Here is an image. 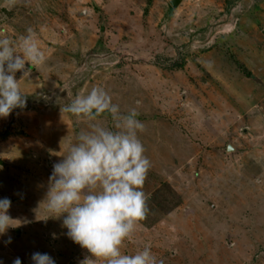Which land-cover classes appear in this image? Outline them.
Returning <instances> with one entry per match:
<instances>
[{
  "label": "rangeland",
  "instance_id": "obj_1",
  "mask_svg": "<svg viewBox=\"0 0 264 264\" xmlns=\"http://www.w3.org/2000/svg\"><path fill=\"white\" fill-rule=\"evenodd\" d=\"M171 1L0 0V38L18 46L32 29L46 57L16 74L26 107L0 118V198L18 220L0 236L3 264L91 255L43 201L53 165L92 123L63 108L96 86L139 113L151 161L148 212L122 251L264 264V0Z\"/></svg>",
  "mask_w": 264,
  "mask_h": 264
},
{
  "label": "clouds",
  "instance_id": "obj_2",
  "mask_svg": "<svg viewBox=\"0 0 264 264\" xmlns=\"http://www.w3.org/2000/svg\"><path fill=\"white\" fill-rule=\"evenodd\" d=\"M45 60L32 29L20 37L18 46L12 39L0 38V118L26 107L17 72L29 77L32 66ZM63 112L92 123L53 165L43 203L53 214L51 218L63 217L67 237L91 254L79 264H98L100 260L104 264H163L150 245L133 254L122 251L148 212L149 197L143 186L151 161L140 139L145 125L138 119L139 113L135 109L122 112L102 86L77 96ZM105 114L111 117V126L99 122ZM11 204L9 198H0V236L18 221L9 215ZM11 242L9 237L6 243ZM31 261L56 264L52 256L40 252L33 253ZM13 264H21V259L17 257Z\"/></svg>",
  "mask_w": 264,
  "mask_h": 264
},
{
  "label": "water",
  "instance_id": "obj_3",
  "mask_svg": "<svg viewBox=\"0 0 264 264\" xmlns=\"http://www.w3.org/2000/svg\"><path fill=\"white\" fill-rule=\"evenodd\" d=\"M180 1H181V0H172L170 4H171L172 7H175V6H177V4H178ZM227 150H228V151H231V148L228 147Z\"/></svg>",
  "mask_w": 264,
  "mask_h": 264
}]
</instances>
